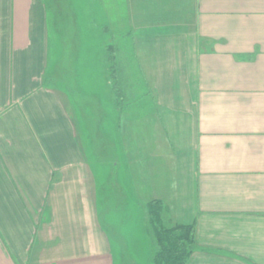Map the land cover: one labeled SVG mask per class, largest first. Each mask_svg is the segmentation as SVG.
I'll use <instances>...</instances> for the list:
<instances>
[{"label":"crops","instance_id":"crops-1","mask_svg":"<svg viewBox=\"0 0 264 264\" xmlns=\"http://www.w3.org/2000/svg\"><path fill=\"white\" fill-rule=\"evenodd\" d=\"M100 3L102 21L92 19L90 9L85 18L74 6L67 9L69 20L52 21L47 0H0V255L13 258L4 264H25L37 228L59 219L82 254L112 252L99 221L110 218L109 209L101 214L90 163L106 160L111 144L102 152L97 140L106 136L97 131L90 136L92 154L72 108L70 91L79 90L76 76L88 67L79 68L78 60L94 54L72 44L80 18L85 36L102 28L104 47L118 42L125 49L119 57L139 60L140 67L151 58H200V66L190 60L167 73L173 80L186 76L191 92L178 135L169 118L174 114L155 109L176 101L147 98V87L165 88L145 87L141 71L128 72L141 94L133 103L134 126L128 130L129 116L122 111L119 130L122 140H134L133 150L126 143L121 150L128 179L132 183L134 175L133 186L140 189L136 209L157 200L168 219L194 223L186 264H264V0ZM134 44L154 46L145 51ZM101 105L95 102V111ZM91 116L89 121L107 117L105 111ZM121 197L127 213L129 197Z\"/></svg>","mask_w":264,"mask_h":264},{"label":"rangeland","instance_id":"rangeland-1","mask_svg":"<svg viewBox=\"0 0 264 264\" xmlns=\"http://www.w3.org/2000/svg\"><path fill=\"white\" fill-rule=\"evenodd\" d=\"M100 2L101 0H47L51 11V14L49 13V19L52 21L59 19L64 21L69 20L66 16L67 9L74 6L77 8L80 15L85 16L88 14L90 9L92 19L102 21V4ZM57 8H59L58 13ZM85 18L89 17L86 15ZM84 22L85 20L81 18L79 19L77 38L79 41H76L77 39L73 37L75 36L74 34H71V37L74 39L71 41L73 42L72 44L76 50H91L94 54L89 59H83L81 61L78 60L77 66L79 68L82 67V65H87L88 67H86V69L80 73L79 76H76L79 83V90H71L70 92L72 93L73 113H78V116L77 114L75 116L80 121L79 125L85 146L87 148L90 147L91 150L92 138L97 134V131L106 136L104 139L101 138L100 140H97L99 141L98 145L99 148L102 149V152L106 144H111V151L110 149H107L104 156V159L106 160L101 159L100 161L99 158H97L95 162L91 160L90 163L95 178L99 200L101 198V201L99 202L101 214H103L104 208L107 207L109 209L108 214L110 218H101L99 221L105 225V228L110 235L112 252L110 255L103 257H93L82 254L79 250H77L73 239L71 238L70 232L66 227H64V224H62L59 219V224L57 225L49 226L42 224L39 228H37L33 248L25 264H153L152 260L158 249V245L153 236V231L148 225V215L145 205H142L141 209H136L137 205H141L140 203L138 204V201H136L134 197L135 190H140L138 187L135 188V186H133L136 179L133 175L131 183L128 179L130 176L128 174L129 172L124 168L127 161L123 156L121 148H123L126 143V148L130 152L134 149V140L127 141L120 138L121 133L119 127L122 110L120 113L119 108L116 107L115 103L117 96L115 91L112 90L114 87L112 76H110L111 67L109 65L111 61L107 60V57L104 56L108 49L105 48L103 42H101L103 40V30L101 28L102 33L100 32V34H95V36L91 34L85 36L86 30L83 24ZM51 35L56 37L54 30ZM65 37H68L67 34ZM90 38L94 39V41L87 43ZM138 45H141L142 49L145 51H150L151 49L153 50L151 46H154L153 44ZM138 45L136 47V44H134L135 50H137ZM114 46L117 48V54L121 51L125 52L124 48L120 49V44L118 42ZM164 46L165 44H161V47ZM130 50L131 46H129V51ZM50 51L51 54H53L54 48H52V46ZM116 59L119 62L121 73H123L126 77L124 79V84L126 80L128 83L127 85H123L124 91L126 92L125 99L129 100V103L131 102L130 105L126 104L123 109V112L129 116V119L127 120L128 130L130 127L134 126L136 107H134L133 103H135V99L140 96L141 92L139 90L135 91V82L132 80L129 81L126 74L130 77L131 74L128 73L129 71H133L134 73L136 70L141 71L142 76H140L139 72V80L140 78L143 79L145 87L152 86L154 83L156 84V87L166 89L150 91L148 90L149 87H147V90H144V95L146 94L145 96H148L147 98L151 97L159 99L158 97H167L170 99V97L173 96L166 95V92L168 90H170V92L174 90V84L177 83L176 80L178 77L176 76V79L173 80L171 76L167 75V73H172L176 68L184 69L188 61L191 60L189 58H183V60L182 58L168 60H155L154 58H151L149 60L145 59L146 64H144L145 67L143 68L139 66V60L121 58L119 57V54ZM199 59L200 58H192L191 62H196L197 65H199ZM93 63L96 64V66L94 65L95 67L90 65ZM156 64L159 65L158 69L155 68ZM131 65L133 67H131ZM182 76L183 75H180L179 77ZM167 80H169V82ZM74 86L76 87L77 85ZM97 101L102 104L101 109L99 108L100 112L95 111V108L93 107ZM170 107L171 106L166 107L161 105L159 107L160 110L158 111H161V113L168 116L170 114H174L169 118L171 121H174L173 124L176 122L177 128L173 129V133H177L178 135L183 130V122L179 123L178 121L179 118L181 120L182 116L177 113V110H172ZM168 110H170V113H165ZM104 111L107 115L106 118H103L101 121H89V118H93L91 115H98L101 112L104 115ZM81 114L84 116H81ZM82 118H85L84 123L81 121ZM91 135H93V137H90ZM179 143H181L178 144V147L180 148L183 146L184 141L179 140ZM91 153L93 154L92 150ZM91 153L89 156L93 159ZM129 169L132 170V166ZM121 194L129 197V201L127 203L128 208L126 209L127 213L121 211V209L124 208L122 206V197L120 201ZM106 200L109 201L105 204L104 201ZM162 219L166 225L168 223V218L167 210H165V208L163 210ZM122 236L125 240L124 244L120 243ZM5 247L7 248L6 244L4 245V248ZM9 255L10 254L8 252L5 254L1 253L0 264H4V261H7L8 259L12 261L13 258H10Z\"/></svg>","mask_w":264,"mask_h":264},{"label":"trees","instance_id":"trees-1","mask_svg":"<svg viewBox=\"0 0 264 264\" xmlns=\"http://www.w3.org/2000/svg\"><path fill=\"white\" fill-rule=\"evenodd\" d=\"M107 60H110V76H112L113 87L112 90L115 91L116 107L123 111L124 106L130 105L129 100L126 98V92L124 91L123 85H127V80L124 84V79L126 78L119 68V62L117 61V48L114 45L107 47ZM127 76V74H126ZM128 77V76H127ZM178 76L176 80L177 83L174 84L175 88L170 92L168 90L166 95L170 99L176 101L175 106H171L172 110H177V113L182 117L190 112V100L191 92L187 89L189 87L187 80ZM131 81L129 78H127ZM166 90V89H161ZM144 95V94H143ZM146 95V94H145ZM144 95V96H145ZM153 96V95H152ZM150 99H153L149 97ZM159 100H164L167 98L158 97ZM169 99V98H168ZM163 106L164 103H162ZM169 107V106H166ZM156 111L161 115L159 108H155ZM184 111V112H183ZM165 113H170L168 110ZM171 115V114H170ZM162 119V117H161ZM163 121V120H162ZM165 124V122H163ZM147 215H148V225L153 231V236L157 242L158 249L152 260L153 264H186L191 253L194 243L195 236V225L193 222H183L178 219H168V223L165 225L162 219V214L164 206L160 201H149L146 203Z\"/></svg>","mask_w":264,"mask_h":264}]
</instances>
